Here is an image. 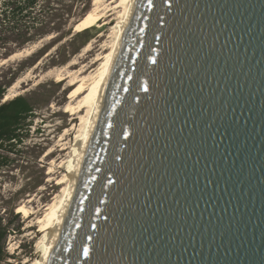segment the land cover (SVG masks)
Returning a JSON list of instances; mask_svg holds the SVG:
<instances>
[{"label": "water", "instance_id": "95a60500", "mask_svg": "<svg viewBox=\"0 0 264 264\" xmlns=\"http://www.w3.org/2000/svg\"><path fill=\"white\" fill-rule=\"evenodd\" d=\"M38 264H264V0L130 1Z\"/></svg>", "mask_w": 264, "mask_h": 264}, {"label": "rangeland", "instance_id": "374dc122", "mask_svg": "<svg viewBox=\"0 0 264 264\" xmlns=\"http://www.w3.org/2000/svg\"><path fill=\"white\" fill-rule=\"evenodd\" d=\"M130 1L117 0L114 5L119 6L108 18L103 16L88 24L83 19L80 22L81 27H89L84 31L73 28L74 24L86 17L91 10H101L108 6L111 0H89V7L85 10H82L85 0H65L63 2L66 8L70 6L76 14L71 22L62 26L59 24V32L54 31L39 41L16 49L9 57L0 56V85L7 84L14 75L6 94L16 95L9 99L17 95L27 96L35 109L30 126L24 131L27 136L22 144L13 152L0 149L1 154L8 153L12 157L9 165L0 168V217L3 223L10 222L12 228L5 242L8 255L0 260V264H36L39 251L43 247L40 241L44 236L39 230L40 219L50 213L49 207L55 200L57 207L61 204L67 184L64 179L69 170V162L63 163L61 167L59 165L64 159L68 160L73 146L61 156L58 153L47 155V152L59 142L67 128L73 130L70 138L66 140L70 141L69 144L85 130L88 122L86 120L91 114L90 103L95 99L96 90L104 76L102 70L109 62L115 47L120 28L118 21L123 18ZM80 11L81 14L78 15ZM69 14L70 11L65 17ZM65 33L66 37H61ZM99 56L102 59L93 63ZM4 58L7 60L3 62ZM72 62H76L75 65L71 66ZM83 66L88 67L86 75L94 81L93 96L82 113L87 118L84 119L85 122H82L81 115L75 116L71 111H65L78 85L69 86L71 77L65 81L59 78L61 72H73ZM14 84L18 87H13ZM54 159H58L56 163L53 162ZM50 169L55 171L51 173ZM22 204L27 205L33 212L31 217L22 212L19 216L11 213L14 208L17 213Z\"/></svg>", "mask_w": 264, "mask_h": 264}, {"label": "trees", "instance_id": "16d2710c", "mask_svg": "<svg viewBox=\"0 0 264 264\" xmlns=\"http://www.w3.org/2000/svg\"><path fill=\"white\" fill-rule=\"evenodd\" d=\"M63 1L65 0H0V56L9 57L16 52V49H22L27 44L39 41L54 31L59 32L60 26L71 22L76 14L72 12L70 6L66 8ZM88 7L89 0H85L82 10ZM68 11L70 14L65 17ZM83 19L85 16L75 23L73 28L87 30L88 26L81 27L80 22ZM66 35L67 33L61 37ZM13 76L7 84L0 85V149L8 152H13L19 144H22L27 136L24 131L30 126L35 112L27 96L17 95L12 99L3 100L7 88L14 79ZM11 161L10 154L0 153V168L9 165ZM11 213L20 215V212L16 213V208L11 210ZM11 231L10 222L3 223L0 217V260H4L8 255L5 242Z\"/></svg>", "mask_w": 264, "mask_h": 264}, {"label": "bare ground", "instance_id": "6f19581e", "mask_svg": "<svg viewBox=\"0 0 264 264\" xmlns=\"http://www.w3.org/2000/svg\"><path fill=\"white\" fill-rule=\"evenodd\" d=\"M116 1L117 0H111L110 4H108V6L104 7L101 10H99L98 8L97 9H94V10H91L87 14V16L85 17L86 23L87 24L88 23H91L95 19L100 18V17H103V16H107V18L110 17L114 12H116V8L119 6V4L117 6L114 5V3ZM128 7H129V5L125 9L123 18L118 21V24L121 25V22L125 19V16H126ZM119 30H120V28H119ZM118 34H119V32H118ZM117 40H118V37H117ZM117 40H116V43H115V47H116V44H117ZM115 47H114V49H113V51L111 53L110 59H111V57H112V55L114 53ZM101 59H102V56H99V57H97V59L93 63H97ZM6 60L7 59L4 58L3 59V62L6 61ZM109 62H110V60H109ZM109 62L107 63V65L102 70V73H104V76L101 79V82L99 84L98 89L96 90L95 99L93 101L91 100L92 102L90 104L92 106H91V112L90 113H92L93 107H94V105L96 103L98 94H99L100 89L102 87V84H103V81H104V78H105V75H106V71H107V67L109 65ZM75 63L76 62H72L70 65L71 66L72 65H75ZM87 70H88V67L87 66H83L79 70H76V71H73V72L72 71H69L68 73H64V74H62L63 72H61L60 73L61 75L59 77L60 80H63V81H65L69 77H71V81L69 82V86H71V85H78L77 86V89L75 91V95L72 98V100L67 103V107H66L65 111L66 112L71 111V113L73 115H75V116L77 114L81 115L82 122H85V120L87 119V118L86 119L84 118L85 115H83L82 113H83L84 109L86 108V106H88V103H89V101L91 99V96H93L92 88L94 87L93 86L94 81H91L93 79L90 80V76L86 75ZM13 87H18V85L14 84ZM14 95H16V94H14ZM14 95L13 94H6V97H5V100L4 101L8 100L9 98L13 97ZM90 116H91V114H90ZM72 120L74 121L75 120V117H73ZM89 120H90V117H88V119L86 121L89 122ZM88 122H86L87 124L85 126V130H86V127L88 125ZM71 130H72V128H70V129L67 128L66 131L64 132V134L62 135L61 139L58 140L59 142L57 144H55V146H53L47 152V155H50V154L52 155L53 153H58L57 155L58 156H61L63 154V152H65L68 148H70L71 146H73V147H71L72 148V152L68 156V160L67 159H64L63 162H62V164L59 165L61 167V166H63V163L66 164L67 162H69V170L67 171V173L65 175V179H64L66 181V183H67L66 184V187H65V190H64V195H65V193H66V191L68 189L69 182H70V178H71L72 173H73V163H74V160H75V158L77 156V153H78V145L81 143L82 137H83V135L85 133V130L83 129L84 130L83 133L80 132L81 134H79L78 137L76 136L77 139L72 144H69L70 141L69 142H66V140L68 138H70V136L72 134V131H73V130L72 131ZM57 160L54 159L53 162L56 163ZM53 165H55V164H53ZM49 171L52 173V172L55 171V169H50ZM62 181H63V179H62ZM63 199H64V196H63ZM63 199L61 201V204L58 207L55 204L56 203V200H55L52 203V205H50V207H49V208H51L50 213L47 214V215H45V216H43V217H41V219H40V229L39 230L44 233V236H43V238L40 241V243H42V246L43 247H42V250L39 251V254L40 255L36 259V264H38V258L44 252V243H45V240H46V237H47V233L49 231V228L54 225V222H55V220H56V218L58 216L59 208L62 205ZM17 211L18 212H22V213H24L25 215H27L29 217H31V214H33V212L27 207V205H24V204L20 205L18 207V210ZM32 226H33V224H32Z\"/></svg>", "mask_w": 264, "mask_h": 264}, {"label": "snow or ice", "instance_id": "6c2138e0", "mask_svg": "<svg viewBox=\"0 0 264 264\" xmlns=\"http://www.w3.org/2000/svg\"><path fill=\"white\" fill-rule=\"evenodd\" d=\"M84 255L87 256V255H89V253H88L87 251H85V252H84Z\"/></svg>", "mask_w": 264, "mask_h": 264}]
</instances>
